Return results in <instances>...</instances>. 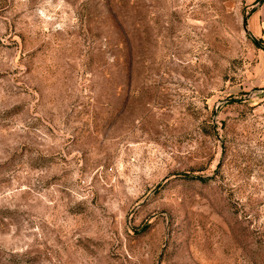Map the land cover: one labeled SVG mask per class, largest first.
Returning a JSON list of instances; mask_svg holds the SVG:
<instances>
[{"label": "rangeland", "instance_id": "374dc122", "mask_svg": "<svg viewBox=\"0 0 264 264\" xmlns=\"http://www.w3.org/2000/svg\"><path fill=\"white\" fill-rule=\"evenodd\" d=\"M0 264H264V0H0Z\"/></svg>", "mask_w": 264, "mask_h": 264}]
</instances>
